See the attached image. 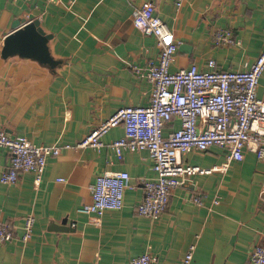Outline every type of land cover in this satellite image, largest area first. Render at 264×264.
<instances>
[{
	"label": "crops",
	"instance_id": "crops-1",
	"mask_svg": "<svg viewBox=\"0 0 264 264\" xmlns=\"http://www.w3.org/2000/svg\"><path fill=\"white\" fill-rule=\"evenodd\" d=\"M148 1L178 42L172 70L192 63L206 70L212 58L217 68L245 70L264 49V0H185L181 7L173 0H0V125L36 145L62 147L48 157L37 187L32 171H21L13 184L0 180V216L14 233L0 243V264H130L146 252L155 257L152 264H182L192 243V264H253L251 250L264 242V160L255 153L232 160L219 145L183 153L185 163L215 169L174 187L164 213L152 219L136 205L143 180L155 176L153 160L147 150L125 149L118 157L112 143L124 134L122 125L102 136L100 149L76 146L119 108L150 102L153 84L135 66L157 62L160 49L132 22L133 9ZM36 18L52 35L54 66L2 54L14 24ZM225 28L237 41L216 45L215 31ZM179 125L174 119L163 131ZM9 163L10 151L0 146V177ZM115 170L131 176L123 207L98 220L80 212L96 177ZM30 213L35 222L24 242L19 237Z\"/></svg>",
	"mask_w": 264,
	"mask_h": 264
},
{
	"label": "built area",
	"instance_id": "built-area-1",
	"mask_svg": "<svg viewBox=\"0 0 264 264\" xmlns=\"http://www.w3.org/2000/svg\"><path fill=\"white\" fill-rule=\"evenodd\" d=\"M185 0H173L181 7ZM132 22L144 34L153 35L160 49L157 62L135 66L136 72L153 84L150 102L146 105H126L102 121L77 143L78 147L100 149L102 136L111 128L122 125L124 134L114 140L119 158L123 151L147 150L153 160L155 176L145 178V194L137 203L139 214L158 219L167 208L171 191L186 178L197 173H209L214 167L185 163L182 154L191 150L205 151L212 145L225 146L229 159L242 160L245 151L264 160V93L258 94V85L264 73V49L245 70L217 68L215 59L208 60V69L201 70L192 63L189 67L172 70L178 42L172 30L157 14L155 4L148 1L132 11ZM237 40L230 29H217L216 45H229ZM179 119L178 128L164 133L172 120ZM0 146L10 151V163L0 180L4 184L17 182L21 171L34 173L37 187L49 156L61 152L59 145H36L25 135H11L0 125ZM70 144L64 147H70ZM131 176L127 170L106 171L98 175L91 187L92 199L78 207L83 213L96 215V220L109 209L124 205V194ZM64 180V178H59ZM201 203L199 195L193 197ZM217 202V200H214ZM35 216L25 217L23 234L28 241L32 235ZM14 238V233L0 216V243ZM196 244H190L182 264H192ZM155 257L143 253L130 259V264H152ZM253 264H264V242L251 250ZM87 264H101L91 261Z\"/></svg>",
	"mask_w": 264,
	"mask_h": 264
},
{
	"label": "water",
	"instance_id": "water-1",
	"mask_svg": "<svg viewBox=\"0 0 264 264\" xmlns=\"http://www.w3.org/2000/svg\"><path fill=\"white\" fill-rule=\"evenodd\" d=\"M22 22L26 21L19 19L14 24L13 31L7 35L2 49L3 56L20 54L49 63L51 66L57 64L58 61L50 54L48 45L52 35L40 27L39 19H32L24 24ZM65 222L66 220L63 221L64 224Z\"/></svg>",
	"mask_w": 264,
	"mask_h": 264
}]
</instances>
